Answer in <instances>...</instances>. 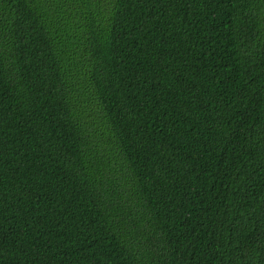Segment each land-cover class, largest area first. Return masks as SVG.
Returning a JSON list of instances; mask_svg holds the SVG:
<instances>
[{
	"label": "trees",
	"instance_id": "1",
	"mask_svg": "<svg viewBox=\"0 0 264 264\" xmlns=\"http://www.w3.org/2000/svg\"><path fill=\"white\" fill-rule=\"evenodd\" d=\"M0 264H264V0H0Z\"/></svg>",
	"mask_w": 264,
	"mask_h": 264
}]
</instances>
